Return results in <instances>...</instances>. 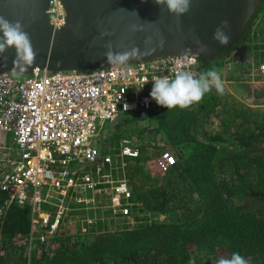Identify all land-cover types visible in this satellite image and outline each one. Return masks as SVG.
I'll return each instance as SVG.
<instances>
[{"label":"trees","instance_id":"obj_1","mask_svg":"<svg viewBox=\"0 0 264 264\" xmlns=\"http://www.w3.org/2000/svg\"><path fill=\"white\" fill-rule=\"evenodd\" d=\"M244 44L246 54L235 55ZM230 62L228 78L256 107L225 100L209 82ZM262 63L264 1L243 37L174 80L167 103L123 114L98 138L102 155L118 157L126 138L140 150L123 167L135 203L130 214L110 210L114 227L84 217L86 233L31 241L29 204L7 206L0 190V264H264V84L251 82L260 77L251 69ZM164 151L175 164L153 174L149 162Z\"/></svg>","mask_w":264,"mask_h":264},{"label":"built area","instance_id":"obj_2","mask_svg":"<svg viewBox=\"0 0 264 264\" xmlns=\"http://www.w3.org/2000/svg\"><path fill=\"white\" fill-rule=\"evenodd\" d=\"M49 12L56 24L64 22L59 0H52ZM196 64L195 56L171 55L85 71L0 73V133H12L16 144L12 148L0 141L10 153L0 156V190L7 193V206L29 204L31 241L48 243L66 231L65 218L74 204L100 207L105 200L114 213L132 212L133 192L123 167L140 150L126 138L118 157L102 155L96 138L107 121L167 103L174 80ZM175 161L164 151L155 162L164 172ZM91 165L96 167L82 168Z\"/></svg>","mask_w":264,"mask_h":264},{"label":"water","instance_id":"obj_3","mask_svg":"<svg viewBox=\"0 0 264 264\" xmlns=\"http://www.w3.org/2000/svg\"><path fill=\"white\" fill-rule=\"evenodd\" d=\"M0 0V73L93 70L171 55L208 58L243 37L264 0ZM247 46L237 47L244 55Z\"/></svg>","mask_w":264,"mask_h":264},{"label":"rangeland","instance_id":"obj_4","mask_svg":"<svg viewBox=\"0 0 264 264\" xmlns=\"http://www.w3.org/2000/svg\"><path fill=\"white\" fill-rule=\"evenodd\" d=\"M233 63L230 62L229 64H226V67L223 70L222 76L220 75V78L218 76L212 78L209 82L214 84L215 87L219 88V90H221L222 94L224 95V99L226 100H232V96H235L237 98L238 101H242L244 102L246 105L249 104L251 107H254L255 105L252 103V100L250 99V97H248L246 94H244L243 91H241V89H239V87H235V85H232L229 81V75L232 74V70H233ZM242 70V69H241ZM251 75L252 76H260L259 78L256 79H252L251 82L253 84H256L258 81H264V74L258 69V67H254L253 69H251ZM239 74V72H236L235 75ZM248 76V75H247ZM182 78H186V76H182ZM264 84V83H262ZM262 85H259V87H261ZM234 97V98H235ZM256 107V106H255ZM260 108H264V104H260L259 105ZM113 124V125H112ZM116 123H113L111 121H107L105 126L102 128L101 130V134H106L107 132L111 131L112 128H114ZM101 135V136H102ZM108 135V133L106 134ZM100 137V136H99ZM99 137H97L96 139H98ZM136 137V136H134ZM153 137L152 134H148V139L151 140ZM0 141H4L5 143H7L6 145L9 147H16L15 141L13 139V134L9 133V132H1L0 133ZM12 147V148H13ZM5 149L0 148V156L2 155H9L10 153L8 152H4ZM148 167L152 170V173L155 174L157 171H159L158 167L155 165L154 160L149 162ZM162 174V173H161ZM89 196H91V193H88ZM103 204H101V206L99 208H96L97 206H79V205H73L74 208L70 209L69 213L67 214V217L65 218L66 223L64 225V229H66V233L67 235H76L79 232H85V230L82 227V222L84 220V217H88L89 214L95 216L93 217V220L91 223H89L90 225L94 224L95 221L101 220V221H107L110 223V227H114L115 224L114 222H111V220L114 219V217H112V214L110 212V209H108L107 203L105 200H103L102 202ZM71 206V207H73ZM72 210V211H71ZM134 216L133 214H131L130 220H131V225H133V223H135L134 221ZM117 222L118 219H116ZM96 224V223H95ZM82 230V231H81ZM86 233V232H85Z\"/></svg>","mask_w":264,"mask_h":264},{"label":"clouds","instance_id":"obj_5","mask_svg":"<svg viewBox=\"0 0 264 264\" xmlns=\"http://www.w3.org/2000/svg\"><path fill=\"white\" fill-rule=\"evenodd\" d=\"M50 18H51V21H52L53 23H55V22L53 21V19H52L51 14H50ZM62 24H63V23H62ZM56 25H61V24H56ZM245 54H246V52L244 53V55H245ZM244 55H243V56H244ZM243 56H242V57H243ZM198 58H199V57H197V59H198ZM262 64H264V63H262ZM262 64H261V65H262ZM261 65H260V68H258V69L264 74V71L261 69ZM192 67H193V66H192ZM191 70H192V68H191ZM191 70H190V71H191ZM187 72H189V71H187ZM218 77L220 78V76H218ZM253 79H255V78H253ZM229 81H230V83H231L232 85H235V82H233V81L230 80V79H229ZM257 83H264V81H261V82L258 81ZM6 144H7V143H6ZM12 147H13V146H12ZM96 208H98V207H96ZM88 216H89V215H88ZM90 217H92V216H90ZM85 219H86V218H85Z\"/></svg>","mask_w":264,"mask_h":264},{"label":"flooded vegetation","instance_id":"obj_6","mask_svg":"<svg viewBox=\"0 0 264 264\" xmlns=\"http://www.w3.org/2000/svg\"><path fill=\"white\" fill-rule=\"evenodd\" d=\"M245 46H247L246 44H244ZM244 45H239V46H237V47H240V46H244ZM241 57H242V55H240Z\"/></svg>","mask_w":264,"mask_h":264}]
</instances>
